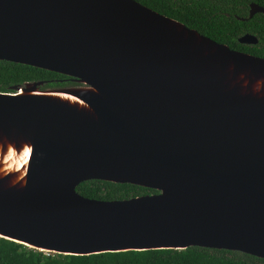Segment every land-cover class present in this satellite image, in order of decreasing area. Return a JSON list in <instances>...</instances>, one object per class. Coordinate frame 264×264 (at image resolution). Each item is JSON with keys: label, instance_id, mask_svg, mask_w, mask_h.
Returning <instances> with one entry per match:
<instances>
[{"label": "water", "instance_id": "water-1", "mask_svg": "<svg viewBox=\"0 0 264 264\" xmlns=\"http://www.w3.org/2000/svg\"><path fill=\"white\" fill-rule=\"evenodd\" d=\"M0 61L76 85L0 93V136L36 153L26 187L0 181V239L68 256L196 247L264 260V85L252 92L264 59L133 0H0ZM87 181L157 193L90 200L75 192Z\"/></svg>", "mask_w": 264, "mask_h": 264}, {"label": "trees", "instance_id": "trees-1", "mask_svg": "<svg viewBox=\"0 0 264 264\" xmlns=\"http://www.w3.org/2000/svg\"><path fill=\"white\" fill-rule=\"evenodd\" d=\"M228 49L264 59V15L247 18L248 7L264 8V0H133ZM243 19V20H238ZM254 36L255 45H241L237 39ZM41 82L40 90L74 86L55 73L0 61V93H12L10 87ZM75 192L83 198L100 201L127 200L157 192L128 184L87 181ZM0 264H264V260L237 252L187 248L181 251L153 250L68 256L34 251L0 239Z\"/></svg>", "mask_w": 264, "mask_h": 264}, {"label": "clouds", "instance_id": "clouds-1", "mask_svg": "<svg viewBox=\"0 0 264 264\" xmlns=\"http://www.w3.org/2000/svg\"><path fill=\"white\" fill-rule=\"evenodd\" d=\"M244 79L243 75L240 77ZM248 81L244 80V86L247 87ZM261 85H264V79L257 81L253 87L254 92L261 91ZM91 91H97L95 88ZM35 153V146L25 143L20 148L0 136V181L8 179L10 187L27 186L28 171L31 166V160ZM43 155V154H41ZM10 178V179H9Z\"/></svg>", "mask_w": 264, "mask_h": 264}, {"label": "bare ground", "instance_id": "bare-ground-1", "mask_svg": "<svg viewBox=\"0 0 264 264\" xmlns=\"http://www.w3.org/2000/svg\"><path fill=\"white\" fill-rule=\"evenodd\" d=\"M254 87V86H253ZM253 87H252V92L253 93H255L254 91H253ZM49 93V92H48ZM52 94H56L55 92H51ZM59 97H61V99L62 100H65V101H67V102H69L70 104H76L77 106H79V107H81V108H84V105L83 104H81V102L78 100V99H76V98H74V97H72V96H69V95H66V94H59L58 95ZM23 145V143L22 144H20V147ZM19 147V148H20ZM10 179V178H9ZM17 188H20V186L19 185H17L16 186Z\"/></svg>", "mask_w": 264, "mask_h": 264}, {"label": "flooded vegetation", "instance_id": "flooded-vegetation-1", "mask_svg": "<svg viewBox=\"0 0 264 264\" xmlns=\"http://www.w3.org/2000/svg\"><path fill=\"white\" fill-rule=\"evenodd\" d=\"M72 83H73V82H72ZM73 85L76 86L74 83H73ZM70 87H72V86H70Z\"/></svg>", "mask_w": 264, "mask_h": 264}, {"label": "rangeland", "instance_id": "rangeland-1", "mask_svg": "<svg viewBox=\"0 0 264 264\" xmlns=\"http://www.w3.org/2000/svg\"><path fill=\"white\" fill-rule=\"evenodd\" d=\"M73 87V86H72ZM75 87V86H74Z\"/></svg>", "mask_w": 264, "mask_h": 264}]
</instances>
